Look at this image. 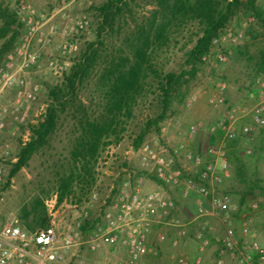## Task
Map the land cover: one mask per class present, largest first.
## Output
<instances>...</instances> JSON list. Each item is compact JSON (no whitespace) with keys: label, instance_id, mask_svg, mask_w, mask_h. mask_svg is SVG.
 Instances as JSON below:
<instances>
[{"label":"rangeland","instance_id":"1","mask_svg":"<svg viewBox=\"0 0 264 264\" xmlns=\"http://www.w3.org/2000/svg\"><path fill=\"white\" fill-rule=\"evenodd\" d=\"M26 1L38 13L50 15L61 8L62 2L67 3L70 0ZM105 1L74 0L65 8L64 11L71 17L84 15L89 19L88 29L78 40V53L69 58L70 67L87 45L95 40L99 19L95 8ZM126 3L127 6L116 21L114 32L102 38L103 45L99 47L100 57L97 63L76 92L75 107L81 106L83 109L78 112L77 109L72 108L60 113L56 129L50 135L47 144L30 158L26 167L9 180L8 174L13 163L5 165L3 169L5 182L0 185V225L13 216L20 220L19 216L23 208H28L36 198L44 201L54 192H58L60 178L69 173L72 166L70 152L77 136L78 118L84 110L91 117H97L101 113L97 79L102 65L111 57L119 55L120 51L128 53L132 30L146 23L157 9L154 0H126ZM257 3L264 8V0H257ZM0 6L8 7L13 12V0H0ZM197 31L198 27L195 23L173 29L168 43L154 52L153 66L163 74L171 72L178 75L187 72L189 66L186 64V53L193 46ZM234 39L236 40L233 41ZM216 40L217 43L215 45L212 43L210 50L224 54L225 61L218 63L213 58L202 61L194 76L183 77L169 99L165 117L156 125H151L141 144L165 147L169 151L180 143L190 148L202 149L207 144L208 137L203 133L192 141L188 140L186 132L190 125L202 123L204 127H208L228 109L238 106L251 107L260 99L256 80L264 81V77L257 74L256 69L264 48V29L239 9L235 11ZM15 46L8 52L0 54V66L13 63ZM46 53H52V50L47 49ZM42 82L44 87L37 102L33 104V114L41 107L46 111L50 103L49 89L62 85L63 76L58 79L46 77ZM219 84L225 85V103L220 109L213 108L208 103L210 94L217 91ZM192 97L196 98L195 102L189 103ZM161 111L162 93L157 79L150 73L143 92L132 107L131 114L120 118L119 141L112 142L101 151L92 172L93 179L89 180V176H86L88 184L84 183V187L74 184L73 194L66 197L67 202H80L89 192H96L98 199L90 211L92 220L98 214L101 205L115 201L121 190L127 189L125 183L132 184L135 180H140L144 191L161 190L174 202L175 208L171 215L183 223L187 231L185 238H179L177 229L165 224H154L150 236L151 239L154 238L151 248L154 249L155 254L143 256L142 264H173L174 258L179 254H186L191 258L200 255L201 264H215L219 258L224 259L225 264H234L227 256L220 255V243L217 239L223 234V223L212 217L191 220L196 208L197 196L193 193L183 197L179 186L154 181L150 174L140 168L138 149L133 148V142L146 123L160 116ZM7 129L9 133L14 134L8 139L11 154L16 156L22 135L27 129L31 130V127L10 122ZM234 147L236 149L232 153L237 156V160L231 158L229 176L223 180L219 191L229 194L232 200L230 220L233 227L238 231L241 215L245 213L251 220L249 223L251 233L264 246V195L260 190L264 187V165L256 155L246 156L242 152L241 148L244 144L241 142ZM174 167L182 170L184 178L192 170V165L182 156L174 157ZM253 203H257L256 209H251L250 205ZM201 229L203 239L207 241L202 250L201 244L194 238L195 233ZM173 239L179 240L177 247L171 246ZM187 242L192 243L194 247L192 251L185 250L183 245ZM118 251L117 257H121L122 254L119 255L121 251ZM102 257V252L92 255L83 250L80 252L79 260L81 264H97ZM111 263H117V260Z\"/></svg>","mask_w":264,"mask_h":264},{"label":"built area","instance_id":"2","mask_svg":"<svg viewBox=\"0 0 264 264\" xmlns=\"http://www.w3.org/2000/svg\"><path fill=\"white\" fill-rule=\"evenodd\" d=\"M72 2H62L61 8L48 15L38 13L26 0H13V13L22 31L13 63L0 66V185L5 182V165L16 161L8 139L14 134L8 132V124L14 122L32 128L43 120L44 107L32 113L44 87L42 80L61 78L70 69L69 58L78 53L79 37L89 27L86 16L71 17L64 11ZM216 43L215 39L213 44ZM47 49L52 53H46ZM211 58L218 63L226 59L221 52L210 50L202 60ZM256 83L260 99L253 106L230 108L208 127L202 123L188 127V140L203 133L207 135V144L202 149L180 143L169 151L143 143L137 150L142 171L162 184L179 186L183 197L193 193L197 196L192 221L212 217L223 223V234L217 239L220 255L227 256L234 264H264V246L251 233V220L243 213L237 231L230 220L232 200L229 194L219 191L231 168L228 143L241 142L242 152L246 156L256 155L264 165V81L257 79ZM217 88L210 94L208 103L220 109L225 103V85L219 84ZM195 99L192 97L189 103ZM30 136L31 130L27 129L20 145ZM210 137L214 138L213 143H209ZM175 156H182L192 165L185 178L182 170L174 167ZM125 186L127 189L123 188L115 201L101 205L92 220L90 211L98 199L96 192H89L80 202L73 203L66 198L60 200L58 192H54L43 201L46 224L31 230L16 217L9 218L0 225V264H81L79 256L83 250L92 255L118 254L120 250L122 255L115 264H142L143 256L155 254L149 245L154 224L177 229L179 238L187 236L185 225L172 217L175 204L164 192L144 191L140 180L127 182ZM250 207L256 209L257 203ZM202 229L194 236L201 250L207 244ZM178 243V239H173L171 246L177 247ZM111 261L103 256L97 264H112ZM201 261L200 255L191 258L179 254L173 264H201ZM225 263L222 258L215 262Z\"/></svg>","mask_w":264,"mask_h":264},{"label":"trees","instance_id":"3","mask_svg":"<svg viewBox=\"0 0 264 264\" xmlns=\"http://www.w3.org/2000/svg\"><path fill=\"white\" fill-rule=\"evenodd\" d=\"M157 9L146 23L135 27L131 32L129 51L106 60L100 69L97 79V89L100 91L101 113L91 117L84 110L77 120V136L75 137L70 158L72 162L69 173L60 178L58 185L59 199L73 194L74 184L83 186L93 179L95 163L101 151L112 142L119 141L118 128L120 118L131 114L133 105L144 90L150 73L157 79L162 93V111L156 119L148 121L133 142L137 150L152 124L162 120L168 108L169 99L183 77L194 76L202 64V58L207 55L213 41L225 28L235 11L241 9L246 17L253 18L255 24L264 29V8L257 0H154ZM126 0H106L95 8L98 23L95 30V40L87 45L85 50L63 75V84L49 89L50 103L46 107L44 118L31 128L29 140L20 145L16 161L8 174V180L13 178L22 168L26 167L30 158L43 148L55 131L60 113L75 108L76 92L80 85L89 77L91 70L99 59V47L103 45L102 38L114 32L117 19L121 16ZM195 23L198 27L193 46L186 53L187 72L161 73L152 63L156 49L166 45L173 29L186 24ZM21 24L8 7L0 6V54L13 49L21 34ZM257 74L264 77V48L256 69ZM81 107V108H80ZM264 134V132H263ZM114 139V140H113ZM214 138L210 137L209 143ZM238 141L230 142L228 158L237 160L232 152ZM154 181H158L151 176ZM8 183V182H7ZM84 187V186H83ZM264 195V187L260 188ZM19 221L29 230L37 225L46 224L44 203L41 199L33 200L28 208H23Z\"/></svg>","mask_w":264,"mask_h":264},{"label":"crops","instance_id":"4","mask_svg":"<svg viewBox=\"0 0 264 264\" xmlns=\"http://www.w3.org/2000/svg\"><path fill=\"white\" fill-rule=\"evenodd\" d=\"M153 232V231H152ZM154 235V234H153ZM154 238H152L151 239V236H150V240H149V245L151 246V245H153V243H154V240H153ZM184 246V248H185V250L186 251H192V249L194 248L193 247V245H192V243H186V244H184L183 245ZM182 246V247H183ZM161 249H162V247H161ZM122 252H120L119 253V255L121 254ZM103 256H108L112 261H114L115 259H117V255L118 254H113V253H106V252H104L103 254H102ZM112 264H115V263H112Z\"/></svg>","mask_w":264,"mask_h":264}]
</instances>
